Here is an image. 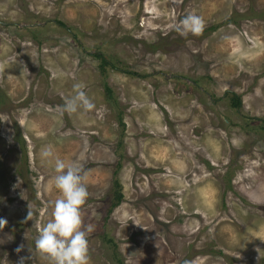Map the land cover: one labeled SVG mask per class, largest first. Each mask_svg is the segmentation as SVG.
<instances>
[{
	"label": "rangeland",
	"instance_id": "obj_1",
	"mask_svg": "<svg viewBox=\"0 0 264 264\" xmlns=\"http://www.w3.org/2000/svg\"><path fill=\"white\" fill-rule=\"evenodd\" d=\"M57 159L87 264H264V0H0V264H52Z\"/></svg>",
	"mask_w": 264,
	"mask_h": 264
},
{
	"label": "clouds",
	"instance_id": "obj_2",
	"mask_svg": "<svg viewBox=\"0 0 264 264\" xmlns=\"http://www.w3.org/2000/svg\"><path fill=\"white\" fill-rule=\"evenodd\" d=\"M202 28V18L192 13L183 16L175 26V30L183 35L198 34ZM49 154V150L45 149L43 155L46 157ZM54 169L56 174L52 180L60 196L54 201L51 219L40 228L34 238V247L48 257L52 264H87V232L91 231V226H81L80 210L88 196L87 188L82 183L81 167L74 162L66 165L63 160L57 159ZM31 215L29 210L27 217ZM5 223L0 218V225ZM17 251H20L19 247ZM23 260V257L20 258L18 264H23ZM185 264L189 262L186 261Z\"/></svg>",
	"mask_w": 264,
	"mask_h": 264
},
{
	"label": "trees",
	"instance_id": "obj_3",
	"mask_svg": "<svg viewBox=\"0 0 264 264\" xmlns=\"http://www.w3.org/2000/svg\"><path fill=\"white\" fill-rule=\"evenodd\" d=\"M97 56V55H96ZM98 57H100V55H98ZM101 61H102V66L104 65H107L109 64L106 59H104V57L101 56ZM106 90L108 91V93L111 92V89L106 85ZM233 102H232V105L235 107V108H240L241 106V100L239 99V97L237 96H234L233 97ZM115 185H116V203L113 205V208L115 209L117 206L120 205V203L123 201L124 199V196H123V193H121L120 191V188H121V184L118 182V181H115ZM119 264H121L119 262Z\"/></svg>",
	"mask_w": 264,
	"mask_h": 264
}]
</instances>
